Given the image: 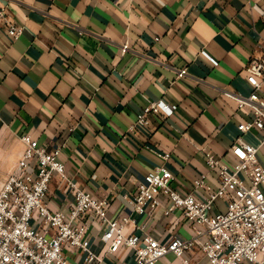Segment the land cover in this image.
<instances>
[{"label":"crops","instance_id":"obj_1","mask_svg":"<svg viewBox=\"0 0 264 264\" xmlns=\"http://www.w3.org/2000/svg\"><path fill=\"white\" fill-rule=\"evenodd\" d=\"M0 9V135L19 142L18 158L20 137L30 134L48 150L61 148L78 185L109 199L110 218L134 219L127 232L160 241L193 235L181 212L165 214V195L143 214L125 195L135 194L162 162L181 193L202 174L217 187L207 153L232 160L237 135L254 144L264 138L258 129L239 131L251 112L237 107L238 96L252 90L248 62L264 55V0H0ZM10 23L24 26L15 40ZM124 44L129 49L122 52ZM181 67L187 74L177 77ZM161 98L177 104L173 114H153L132 129L138 112ZM259 159L264 163V144ZM6 177L0 173V188ZM69 199L55 176L49 206L65 209ZM103 232L99 224L90 230L96 252ZM67 254L85 264L82 255ZM185 256L188 264H210L199 249ZM105 263H134L132 251L122 249ZM155 264L183 263L170 252Z\"/></svg>","mask_w":264,"mask_h":264},{"label":"built area","instance_id":"obj_2","mask_svg":"<svg viewBox=\"0 0 264 264\" xmlns=\"http://www.w3.org/2000/svg\"><path fill=\"white\" fill-rule=\"evenodd\" d=\"M3 17L0 9V19ZM23 30V25L10 23L7 32L15 40ZM128 49V44L122 46V52ZM246 70L252 90L247 96H238L237 107L248 108L251 117L238 129L241 133L258 129L264 137V55H253ZM186 74V67L177 69V77ZM227 94L235 96L230 91ZM176 108V103L164 98L151 101L138 112L131 128L144 127L153 114L172 115ZM20 139L24 145L20 157L0 188V264H79L67 251L82 255L85 264H106L107 256L122 249H130L134 259V263L124 264H155L170 252L188 264L185 254L195 249L210 264H264V163L259 159L264 138L254 144L237 135L230 147L232 160L207 153L217 187L202 174L193 179L188 192L181 193L172 186L175 175L162 162L138 183L135 194L125 195L133 209L143 214L147 206L158 207L163 194L168 200L165 214L181 212L192 223L193 235H175L168 241L151 233L127 232L126 225L134 219L110 218L109 199L78 185L59 157L61 148L48 150L30 134ZM162 157L168 160L170 153ZM55 176L72 194L65 209L53 210L48 203ZM219 200L224 202L223 208L217 205ZM95 224L104 229L99 252L91 247L90 230Z\"/></svg>","mask_w":264,"mask_h":264},{"label":"rangeland","instance_id":"obj_3","mask_svg":"<svg viewBox=\"0 0 264 264\" xmlns=\"http://www.w3.org/2000/svg\"><path fill=\"white\" fill-rule=\"evenodd\" d=\"M19 142L0 135V173L8 175L19 156Z\"/></svg>","mask_w":264,"mask_h":264}]
</instances>
